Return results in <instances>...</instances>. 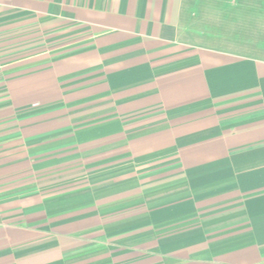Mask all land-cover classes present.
<instances>
[{"label": "crops", "instance_id": "obj_1", "mask_svg": "<svg viewBox=\"0 0 264 264\" xmlns=\"http://www.w3.org/2000/svg\"><path fill=\"white\" fill-rule=\"evenodd\" d=\"M0 264H264V0H0Z\"/></svg>", "mask_w": 264, "mask_h": 264}, {"label": "rangeland", "instance_id": "obj_2", "mask_svg": "<svg viewBox=\"0 0 264 264\" xmlns=\"http://www.w3.org/2000/svg\"><path fill=\"white\" fill-rule=\"evenodd\" d=\"M20 34H21V36H20V39H18V42L20 43L21 46L26 45L27 52L25 54L35 52V51H39L40 49L45 48L47 45L55 42L54 40H53V42H51L50 41L51 38L48 36V34L45 35V33L43 34V33H38L35 31H29L28 30L26 32H20ZM7 40H9V39H7ZM65 40H67V38H65V37L61 38L60 37L58 39V42L65 41Z\"/></svg>", "mask_w": 264, "mask_h": 264}]
</instances>
